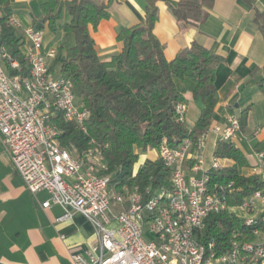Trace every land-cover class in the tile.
Wrapping results in <instances>:
<instances>
[{
    "label": "built area",
    "instance_id": "obj_1",
    "mask_svg": "<svg viewBox=\"0 0 264 264\" xmlns=\"http://www.w3.org/2000/svg\"><path fill=\"white\" fill-rule=\"evenodd\" d=\"M8 24L20 28L11 17ZM22 33L26 78L7 75L8 56L0 46V145L28 193L48 194L41 207L62 209L58 222L78 213L93 225L96 246L86 257L73 256L72 264H264V191L228 206L232 185L209 181L210 172L224 167L213 157L206 168L207 132L196 143L186 138L170 148L163 139L152 150L170 171L169 190L160 188L147 198L135 186L115 192L108 176L97 175L105 169L99 153L77 155L60 146L52 118L59 113L85 133L89 114L72 83L51 71L57 49L43 48V31L29 26ZM8 65L18 69L15 61ZM175 114L186 124V104H178ZM239 130L238 119L229 116L220 140H231ZM256 159L264 182V152ZM223 212L243 230L233 231L221 252L213 239L203 242L201 233L210 216Z\"/></svg>",
    "mask_w": 264,
    "mask_h": 264
},
{
    "label": "trees",
    "instance_id": "obj_2",
    "mask_svg": "<svg viewBox=\"0 0 264 264\" xmlns=\"http://www.w3.org/2000/svg\"><path fill=\"white\" fill-rule=\"evenodd\" d=\"M0 0V46L8 58L5 69L9 77L28 76L22 55V37L9 26L10 10ZM112 0H44L36 25H44L54 33L62 11L69 17L61 30L73 37L69 48L57 47L51 71L70 81L77 100L87 110L85 133L57 113L52 122L58 128L60 146L77 155L87 152L100 154L104 170L97 175L108 176L112 189L137 187L144 197L160 188L170 189V171L159 161L144 165L131 177V170L140 154L159 148L166 140L170 148L179 146L186 138L194 143L211 126L217 103L214 86L215 71L222 59L196 43L182 49L174 59L167 60L164 48L153 34L157 21V3L143 0L144 24L118 31L116 40L120 52L102 61L96 55L90 29L109 17ZM253 6L255 0H245ZM264 2V0H261ZM213 0H178L172 13L178 22L200 25L208 18ZM254 22L264 40V15L254 7ZM18 69L11 70L10 62ZM184 93L205 102L192 127L180 123L175 114L178 104L184 103ZM244 116L239 119L240 127ZM214 158L233 162L208 174L211 185H229L228 206H237L256 191H264V182L256 175L245 176L247 167L243 154L229 141H218ZM146 191L147 194H146ZM243 230L242 224L226 212L212 215L201 233V240L213 239L218 250L225 251L232 232Z\"/></svg>",
    "mask_w": 264,
    "mask_h": 264
},
{
    "label": "crops",
    "instance_id": "obj_3",
    "mask_svg": "<svg viewBox=\"0 0 264 264\" xmlns=\"http://www.w3.org/2000/svg\"><path fill=\"white\" fill-rule=\"evenodd\" d=\"M43 1H5L3 7L10 10L11 18L20 25L16 30L18 36H23L24 28L35 26ZM177 2L157 3L153 34L163 46L165 58L172 60L182 49L196 43L222 59L215 71L217 103L204 141L206 168L214 157L217 142L221 141L227 118L233 116L239 121L244 116L240 130L230 141L247 162L243 175L258 176L256 154L264 152V40L254 22V7L264 15V2L255 0L249 6L245 0H213L207 20L200 25L177 21L172 13ZM108 13L109 17L95 30L90 29L96 55L105 62L120 52L116 40L119 30L144 24L145 4L143 0H112ZM68 20L67 13L62 11L54 33L47 25L43 26L44 49L59 46L66 49L73 45V37L61 30ZM184 99L186 125L192 127L205 102L190 93H184ZM156 159L155 153L151 163ZM144 163L131 176L149 164L147 160ZM219 163L224 168L233 165L226 159H219ZM48 199L45 192L35 196L28 193L7 151L0 145V264H72L73 256L86 257L96 246L95 229L87 219L73 213L68 221L58 222L63 214L60 207H41Z\"/></svg>",
    "mask_w": 264,
    "mask_h": 264
},
{
    "label": "rangeland",
    "instance_id": "obj_4",
    "mask_svg": "<svg viewBox=\"0 0 264 264\" xmlns=\"http://www.w3.org/2000/svg\"><path fill=\"white\" fill-rule=\"evenodd\" d=\"M54 74H55V76L58 74V67H56V68L54 69ZM154 155H155V153H154L153 151L148 152V153H146V154H140V155H139V158H138V161H137V164H136L135 166H133V168H132V170H131V173H133V172L135 171V169H136L137 167H139L140 165L145 164V163H144V160H147V162L150 164V163L152 162V158H154ZM156 160H157V159H156ZM148 163H147V164H148Z\"/></svg>",
    "mask_w": 264,
    "mask_h": 264
},
{
    "label": "water",
    "instance_id": "obj_5",
    "mask_svg": "<svg viewBox=\"0 0 264 264\" xmlns=\"http://www.w3.org/2000/svg\"><path fill=\"white\" fill-rule=\"evenodd\" d=\"M35 28H36V29H40V28H41V25H36Z\"/></svg>",
    "mask_w": 264,
    "mask_h": 264
}]
</instances>
